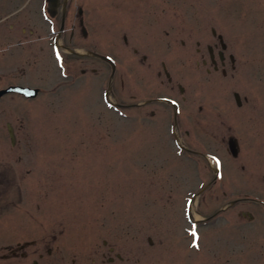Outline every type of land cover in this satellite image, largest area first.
<instances>
[{"label": "rangeland", "instance_id": "1", "mask_svg": "<svg viewBox=\"0 0 264 264\" xmlns=\"http://www.w3.org/2000/svg\"><path fill=\"white\" fill-rule=\"evenodd\" d=\"M42 3L0 0V88L39 91L33 99L12 93L0 101L10 113L0 114V161L24 174L16 180L26 197L21 208L0 213V243L55 227L64 232L59 243L83 264L104 241L132 259L140 247L141 264H264V206L254 201L264 203V0H73L58 54L52 37L59 12L54 25L43 21ZM81 4L93 34L88 42L69 35ZM212 28L227 45L224 74L207 70L206 46L217 43ZM136 44L153 52L142 67ZM79 46L111 57L112 80L103 61L69 52ZM162 61L172 91L157 76ZM110 80L121 104L168 92L190 116V133L177 125L180 146L171 109L156 103L144 118L134 107L119 113L104 100ZM231 136L236 157L227 147ZM8 149L14 161L2 157ZM207 157L220 162L214 183L216 166Z\"/></svg>", "mask_w": 264, "mask_h": 264}, {"label": "flooded vegetation", "instance_id": "2", "mask_svg": "<svg viewBox=\"0 0 264 264\" xmlns=\"http://www.w3.org/2000/svg\"><path fill=\"white\" fill-rule=\"evenodd\" d=\"M42 1H43L42 5L44 6L45 10L41 8L42 10H40L39 12H40V17L43 21L50 23L51 25H54L53 24L54 17H56L57 13L59 12V23H58L59 27L52 37V43L61 52L62 48L60 46L62 44L59 45L57 41L59 39L60 40L63 39L65 31H67L66 25L69 24L70 21L69 10L71 8L73 0H42ZM75 10H76L75 18L73 20L74 22L69 26L70 38L71 40H73L74 37L77 36V40L88 42L90 38L93 37V34L90 27H88L87 25L88 23L87 15L84 11V8L82 7V4L78 5ZM210 32L212 37L217 40V43L213 44L212 46L211 45L206 46L209 57V67H210V69L207 68V70L209 71L212 69V71L217 72L218 69L221 68L222 70L221 72L225 73V66L227 64L225 51L227 49V45L225 44L226 45L225 49H223L215 29L212 28ZM167 33L168 32H166V34ZM167 38L169 37L167 36ZM122 41L124 42L125 45H128L127 35L122 36ZM167 43L169 44L170 42ZM138 44L141 43L138 42ZM138 44H136L135 47L134 46L132 47V52L135 55H138L141 52V55L139 54L140 56L139 59H140V65L142 67L144 64L147 63V58H149L150 55L153 54V52L152 53L150 52L149 46H142ZM180 44L182 46H185L186 42L181 40ZM196 45H197V51L199 52L200 43L198 40L196 41ZM69 52L73 54L75 57H79V58L82 57L96 58L94 54L102 55L99 52L95 51L93 47L90 46L88 47L79 46L78 49L72 47L71 49L69 48ZM154 52L156 53L155 48H154ZM227 58L229 60L230 68L234 69L235 68L234 56L232 54H229ZM99 60L103 61L105 64L109 66L112 74L111 64L108 61L102 59ZM201 63L202 65H206V60H202ZM161 67L162 70L157 72V76L161 78L160 80L161 84L165 86L166 91L174 90V86H172L173 77L164 61H162ZM115 71H116V64L114 66L113 72L115 73ZM82 73H84V71H82ZM139 81H140V87H142L143 78L140 77ZM8 86L10 85L0 88V90H3ZM177 88L180 93L184 92V88L181 87V85H178ZM9 94L12 93H4L0 95V101L4 96H7ZM109 94H111L115 99L112 90L109 91ZM152 95L154 96L147 97L144 99L142 98L136 103H131L127 105L121 104L115 99V102L113 104H110V106L113 107V109L119 113L120 112L123 113L122 112L123 107L124 108L126 106L132 108L134 107L137 109V112L141 114V117L144 118L145 108L148 105L162 103L172 111V117L171 119L169 118V120H171L173 126L174 123L176 126L179 125L180 127L183 125V130H188L189 132L187 131V133H190L188 126L190 124V116L188 115L183 116L182 115L183 112L181 111L180 105L178 104H177L178 114L176 115V120H175L174 108L169 103V101H174V98L168 92H165L160 96H155V94ZM0 114H3L2 118L9 117L10 115L9 110H5L2 108L0 109ZM149 116L151 118L155 116V111L153 109L149 110ZM182 118H183V124L181 120ZM5 127L9 140H11V136H13V143L12 141H10V143L14 144L15 136H16L14 128L10 125V123H7ZM171 134L174 138L177 139H180L182 137V134L178 131L177 132L173 131ZM186 147L188 149L186 151H191L192 148L189 145L186 144ZM10 152L11 150L8 149L7 157H5L4 154L2 157L6 158L7 161L8 160L14 161L13 154H11ZM9 156L10 158H8ZM0 162H1L0 163V213L2 214V212L7 211L9 209L21 208L22 206H18V204H23L26 197H23L21 195V189L19 185L20 180H16L22 178L24 174L21 171H16L12 163H4L3 160H1ZM8 191L13 193V195L8 197V200L5 201L4 196L5 194L8 193ZM36 208L41 209V205L37 204L35 209ZM11 235H12L11 239L9 240L7 239L8 242L0 243V264H83L84 263V261L76 257V254L72 253L71 255H69L70 254L69 252L71 251L69 246L59 243L61 240L60 237L64 235L63 230L56 229L55 227H51L49 229L42 228L35 236L31 238L29 237L14 238L13 237L14 234L12 233ZM137 248H138L137 251H135L136 252L135 257L134 259H132L131 258L132 256H130L129 253L125 251L123 246L115 243L109 244L106 241H104L101 246L92 245L91 249L88 251L89 252L87 254L88 260H86V262L87 264H141V259H140L141 252L139 249L140 247Z\"/></svg>", "mask_w": 264, "mask_h": 264}, {"label": "water", "instance_id": "3", "mask_svg": "<svg viewBox=\"0 0 264 264\" xmlns=\"http://www.w3.org/2000/svg\"><path fill=\"white\" fill-rule=\"evenodd\" d=\"M223 48H224V45H223ZM7 91H14V92H18V93H21V94H24L26 97H33L35 96L37 90L35 89H29V88H22V87H9L8 89H6L5 91H2L0 92L1 93H4V92H7ZM28 93H31V95H29ZM234 97H235V100H236V103L238 105H240V99H239V96L238 94H234ZM228 148H229V152L230 154L233 156V157H236L237 154H238V150H237V147H236V142L234 139H230L229 142H228Z\"/></svg>", "mask_w": 264, "mask_h": 264}, {"label": "snow or ice", "instance_id": "4", "mask_svg": "<svg viewBox=\"0 0 264 264\" xmlns=\"http://www.w3.org/2000/svg\"><path fill=\"white\" fill-rule=\"evenodd\" d=\"M29 95H31V93H28ZM219 161H217V166H219ZM191 235L194 237V240H193V247H198V245L196 244V238H197V234H196V231L195 230H193L192 231V233H191Z\"/></svg>", "mask_w": 264, "mask_h": 264}, {"label": "bare ground", "instance_id": "5", "mask_svg": "<svg viewBox=\"0 0 264 264\" xmlns=\"http://www.w3.org/2000/svg\"><path fill=\"white\" fill-rule=\"evenodd\" d=\"M193 204H194V203H193ZM193 206H194V205H193ZM193 206H192V207H193Z\"/></svg>", "mask_w": 264, "mask_h": 264}]
</instances>
